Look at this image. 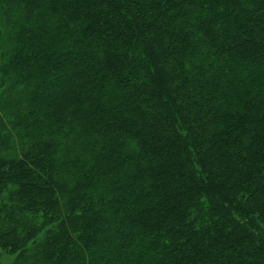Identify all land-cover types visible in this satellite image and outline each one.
<instances>
[{
    "label": "trees",
    "instance_id": "1",
    "mask_svg": "<svg viewBox=\"0 0 264 264\" xmlns=\"http://www.w3.org/2000/svg\"><path fill=\"white\" fill-rule=\"evenodd\" d=\"M262 61L264 0H0V264H264Z\"/></svg>",
    "mask_w": 264,
    "mask_h": 264
},
{
    "label": "rangeland",
    "instance_id": "2",
    "mask_svg": "<svg viewBox=\"0 0 264 264\" xmlns=\"http://www.w3.org/2000/svg\"><path fill=\"white\" fill-rule=\"evenodd\" d=\"M255 33L258 31V29L257 28H255L254 30H253ZM263 62V64H264V61H262ZM262 64V65H263ZM13 256H11V255H9V254H7V253H3L2 254V261H1V264H12V262H13Z\"/></svg>",
    "mask_w": 264,
    "mask_h": 264
}]
</instances>
